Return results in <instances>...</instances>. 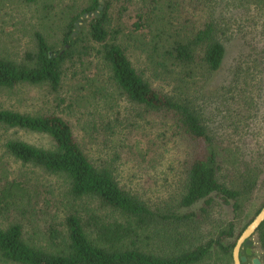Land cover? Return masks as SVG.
<instances>
[{"label":"trees","instance_id":"obj_1","mask_svg":"<svg viewBox=\"0 0 264 264\" xmlns=\"http://www.w3.org/2000/svg\"><path fill=\"white\" fill-rule=\"evenodd\" d=\"M114 1L88 0L65 25L60 48L36 32L35 49L23 60L0 57V96L22 84H45L58 91L67 60L83 67L93 63L92 76L73 70L83 79L76 80L79 90L107 96L112 94L110 84L131 111L137 106L142 113L170 121L181 145V158L171 159L179 170L173 165L170 169L180 176L182 193L174 200L157 189L159 193L149 197L144 186L127 184L109 165L112 161L92 156L62 114L0 107V125L49 137L48 147L19 136L8 138L5 147L16 160L63 176L67 200L61 228L47 227L53 247L30 243L26 226L14 221L0 225V258L14 264H213L224 257L229 263L236 240L225 244L223 239L234 236L235 224H220L213 212L222 203L237 211L241 201L251 200L264 174V124L259 119L264 104V0H146L147 10L137 8L128 33L125 17L139 0ZM164 9L173 25H161L155 32L157 22L148 16ZM177 23L186 35L164 33ZM228 34L240 39L242 49L218 86L213 76L227 56L232 41ZM132 40L146 42L148 58L160 66L151 67L158 68L157 73L135 65L127 51ZM247 135L248 150L231 144L233 136ZM133 143L140 149L138 158L152 159L151 142L146 147ZM25 185L19 179L4 183L7 197L0 207L11 198L12 206L18 205ZM84 199L93 200L95 207L79 208ZM254 236L264 250V221ZM144 239L151 249L145 248Z\"/></svg>","mask_w":264,"mask_h":264},{"label":"rangeland","instance_id":"obj_2","mask_svg":"<svg viewBox=\"0 0 264 264\" xmlns=\"http://www.w3.org/2000/svg\"><path fill=\"white\" fill-rule=\"evenodd\" d=\"M118 2L119 0L114 1L116 5ZM122 2L123 0L119 4ZM87 3L88 0H36L33 2L0 0V57L23 60L27 52H33L35 49L36 32L42 33L51 45L60 48L65 25L71 16L78 13ZM145 3L146 0H139L136 6H130L129 13L125 17L127 33L129 29H132L137 8L143 7V10H147L148 5ZM200 6H198V11ZM148 17H153V21L157 22L155 32L163 28L160 27L161 25L167 23L173 25L170 23L172 18H168L165 9L161 12L151 13ZM188 21L189 18L185 20L187 23ZM76 23L80 29L83 18H80ZM171 28L164 33L170 32V35L175 38L177 35H186L185 29L179 23ZM228 37H232V35L228 34ZM231 39L221 69L213 76L218 86L228 78L234 66V57L239 49H242L240 39L234 37ZM130 44V47L127 46V51L135 65L141 68L149 66L146 73H157L158 68L151 67L160 66H153L148 58L151 54L147 50L146 42L141 45L132 40ZM64 67H66L67 75L58 91L52 90L45 84H22L13 90L1 93L0 107H11L31 113L54 112L62 114L71 122L77 137L89 147L92 156L102 158V160L105 157L109 163L112 161L113 163L109 165L114 166L119 176L127 184L144 186L149 197L158 194L157 189H159L161 194L164 193L170 198L173 196L174 200H177L182 193L183 183L179 180L180 176L178 178L175 173V170H179L177 162L171 159L181 158L180 150H178L181 145L173 134L170 121L152 112L142 113V110L137 106L133 107V111H131L130 104L123 102L117 93L112 91L114 88L110 84H107L108 89H106L112 94L107 96H102L99 92L79 90L76 80L82 81L83 79L77 78L76 73L86 77L94 75L96 70L93 63L83 67L78 61L67 60ZM73 70L76 71L75 74ZM158 82L163 83V86L170 90V87H167L161 79L158 78ZM97 84L102 86L100 83ZM109 99L116 100L108 102ZM112 104L113 109L111 108ZM115 117H117V123H113ZM120 119L121 124L119 123ZM259 119L264 124V104ZM109 122L116 126H107ZM95 135L97 136L95 137ZM14 136H19L39 146H50V139L46 135L24 130L16 131L0 125V200L7 197L2 193L5 188L4 183L11 182L13 179H19L23 184L26 183L25 190L18 194V205L12 206L11 198L0 207V225L5 227L11 222L20 221L26 226V236L30 243L51 248L54 242L52 241V243L48 239L47 227L53 225L61 228V222L65 215L64 210L67 208L64 203L67 201L64 191L66 179L60 175L46 173L38 167L22 163L12 157L5 147V142ZM133 140L142 143L145 147L149 146L148 142H151L152 159L146 161L142 157L138 158L137 147ZM231 144L248 150L249 135L245 137L233 136ZM138 150L140 151V149ZM142 153L144 155L146 151L143 150ZM172 165L175 170L170 169ZM149 183L151 186H148ZM257 187L251 200L249 202L241 201V206L237 211L230 204L222 203L218 204L213 212L220 224L234 221L235 234L232 237L224 238L225 244L235 242L239 230L249 222V219L254 216L255 210L261 206L264 200V174L261 175ZM93 207H95V203L91 199L79 202V208L93 209ZM128 238L129 236L127 240ZM142 238L143 235L140 236V241ZM252 240V253L247 255V259L249 256L250 258L257 257L261 261L260 264H264V250L260 247L257 236L252 237ZM143 244L144 246L148 245L146 239L143 240ZM145 248L151 249V245ZM0 264L14 263L0 258ZM213 264H234V261L232 256L229 263L224 257H221L218 262Z\"/></svg>","mask_w":264,"mask_h":264},{"label":"water","instance_id":"obj_3","mask_svg":"<svg viewBox=\"0 0 264 264\" xmlns=\"http://www.w3.org/2000/svg\"><path fill=\"white\" fill-rule=\"evenodd\" d=\"M103 3V0H100ZM103 8V5H100V9ZM264 221V201L260 206L259 212L254 215L253 219L247 223L240 235L237 237L235 245L232 250V257L234 264H249L247 262V254L252 253V248L249 246L252 242L251 237L255 234L258 227ZM245 245L246 248H245ZM245 252V253H244ZM260 259L255 257L253 258L254 264H260Z\"/></svg>","mask_w":264,"mask_h":264},{"label":"flooded vegetation","instance_id":"obj_4","mask_svg":"<svg viewBox=\"0 0 264 264\" xmlns=\"http://www.w3.org/2000/svg\"><path fill=\"white\" fill-rule=\"evenodd\" d=\"M250 246V245H249ZM245 253V252H244ZM247 255H251V254H247ZM248 257V256H247ZM251 261V262H250ZM246 263H249V264H254L253 263V258H250V256H249V258L247 259V262Z\"/></svg>","mask_w":264,"mask_h":264}]
</instances>
